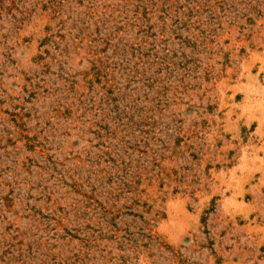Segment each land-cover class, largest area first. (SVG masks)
<instances>
[{
    "label": "rangeland",
    "instance_id": "1",
    "mask_svg": "<svg viewBox=\"0 0 264 264\" xmlns=\"http://www.w3.org/2000/svg\"><path fill=\"white\" fill-rule=\"evenodd\" d=\"M0 264H264V0H0Z\"/></svg>",
    "mask_w": 264,
    "mask_h": 264
}]
</instances>
